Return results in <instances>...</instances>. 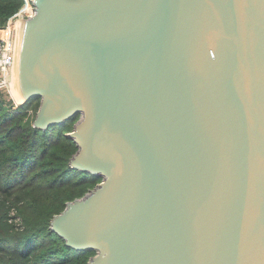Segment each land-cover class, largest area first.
Wrapping results in <instances>:
<instances>
[{"label": "water", "instance_id": "obj_1", "mask_svg": "<svg viewBox=\"0 0 264 264\" xmlns=\"http://www.w3.org/2000/svg\"><path fill=\"white\" fill-rule=\"evenodd\" d=\"M30 1L17 91L80 114L101 177L50 229L86 264H264V0Z\"/></svg>", "mask_w": 264, "mask_h": 264}, {"label": "trees", "instance_id": "obj_2", "mask_svg": "<svg viewBox=\"0 0 264 264\" xmlns=\"http://www.w3.org/2000/svg\"><path fill=\"white\" fill-rule=\"evenodd\" d=\"M23 4L0 0V28ZM39 101L8 108L0 100V264H86L95 251L71 248L50 221L101 177L69 165L77 145L67 133L80 114L39 129Z\"/></svg>", "mask_w": 264, "mask_h": 264}, {"label": "built area", "instance_id": "obj_3", "mask_svg": "<svg viewBox=\"0 0 264 264\" xmlns=\"http://www.w3.org/2000/svg\"><path fill=\"white\" fill-rule=\"evenodd\" d=\"M34 14V7L30 0H24V4L11 16L4 27L0 28V100L6 105L13 99L17 102L10 91L13 69L16 59V37L21 20L29 18ZM6 94V96H5ZM9 95V97H7Z\"/></svg>", "mask_w": 264, "mask_h": 264}, {"label": "bare ground", "instance_id": "obj_4", "mask_svg": "<svg viewBox=\"0 0 264 264\" xmlns=\"http://www.w3.org/2000/svg\"><path fill=\"white\" fill-rule=\"evenodd\" d=\"M19 30L20 29H18V33H17V37H16V46L18 44ZM10 88H11L10 90H11L14 98H16L15 101L18 104L22 103L23 102V97L18 93L17 88H16V83H15V66H14V69H13V74H12V80H11V83H10Z\"/></svg>", "mask_w": 264, "mask_h": 264}, {"label": "rangeland", "instance_id": "obj_5", "mask_svg": "<svg viewBox=\"0 0 264 264\" xmlns=\"http://www.w3.org/2000/svg\"><path fill=\"white\" fill-rule=\"evenodd\" d=\"M11 83V82H10ZM11 89V88H10ZM11 91V90H10ZM11 94H12V92H11ZM5 96H6V94H5ZM12 96H13V94H12ZM7 97H9V95H7ZM13 98H14V96H13ZM14 99H16V98H14ZM12 101H14L13 99H11V101L8 103V108L9 107H16V104L14 103V102H12ZM18 105V104H17Z\"/></svg>", "mask_w": 264, "mask_h": 264}]
</instances>
